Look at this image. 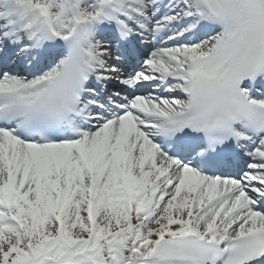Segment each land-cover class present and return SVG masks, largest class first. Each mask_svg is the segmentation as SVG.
I'll use <instances>...</instances> for the list:
<instances>
[{"label": "snow or ice", "instance_id": "obj_1", "mask_svg": "<svg viewBox=\"0 0 264 264\" xmlns=\"http://www.w3.org/2000/svg\"><path fill=\"white\" fill-rule=\"evenodd\" d=\"M0 264H264V0H0Z\"/></svg>", "mask_w": 264, "mask_h": 264}]
</instances>
